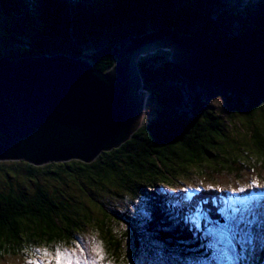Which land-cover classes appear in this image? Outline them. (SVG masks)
Segmentation results:
<instances>
[{
    "label": "trees",
    "instance_id": "obj_1",
    "mask_svg": "<svg viewBox=\"0 0 264 264\" xmlns=\"http://www.w3.org/2000/svg\"><path fill=\"white\" fill-rule=\"evenodd\" d=\"M0 6V57L13 61L61 56L108 73L116 66L113 53L119 44L162 30L213 46L264 44V0H0ZM155 57L141 58L139 69L157 117L143 123L120 149L103 153L92 164L72 161L38 168L0 162L6 178V188L0 189V258L18 257L32 247L80 242L76 231L82 233L96 221L95 209L77 195L76 189L84 194L81 187L90 203L101 193L142 196V228L154 240L150 247L139 241L141 250L134 252L144 263L164 264L157 253L158 247L167 251L163 246L180 256L181 261H170L175 264L206 263L215 256L211 229L219 228V218L209 208L202 213L201 206L194 218L195 197L202 193L189 192L193 199L184 201L178 191L186 186L226 190L244 184L243 175L257 168L264 172V96L216 86L197 71L174 64L170 56L155 67ZM207 86L224 94L225 115L197 94ZM207 174L222 180H206ZM20 176L26 184L18 182ZM198 176L208 187L192 183ZM222 183L227 186L215 185ZM160 185L172 192H159ZM202 198L208 205L210 199ZM101 224L110 230L106 221ZM193 236L197 244L191 245ZM106 237L112 244L108 253L117 259L122 255L119 243Z\"/></svg>",
    "mask_w": 264,
    "mask_h": 264
},
{
    "label": "water",
    "instance_id": "obj_2",
    "mask_svg": "<svg viewBox=\"0 0 264 264\" xmlns=\"http://www.w3.org/2000/svg\"><path fill=\"white\" fill-rule=\"evenodd\" d=\"M152 44H170L174 64L216 86L264 96V44L213 46L164 30L119 44L112 73L75 58L0 57V162L92 164L120 149L142 126L136 56Z\"/></svg>",
    "mask_w": 264,
    "mask_h": 264
},
{
    "label": "rangeland",
    "instance_id": "obj_3",
    "mask_svg": "<svg viewBox=\"0 0 264 264\" xmlns=\"http://www.w3.org/2000/svg\"><path fill=\"white\" fill-rule=\"evenodd\" d=\"M140 39H143V37ZM160 48L161 49H159L158 52H152L150 50L147 54L143 55H148L147 57L156 56L155 58L159 64L151 63L155 67L163 64V58L167 61L170 56L169 60H171V48ZM167 50L170 55L162 52H167ZM197 94L201 96L204 103H208L211 107L215 108L216 112L221 115L226 114L224 94L220 90H217L212 86H207L204 89H198ZM138 96L142 103V114L145 117L144 119L142 118L143 123L154 120L157 117V107L154 100H152L151 95L142 92ZM147 98L148 102L146 101ZM233 130H235V128ZM249 161L255 163L254 160ZM210 175L211 174H207L206 180L208 178V180L213 178H218L219 181L222 180L219 177H215L216 175ZM243 177L245 178L244 184L236 185L237 187L232 186L233 188H225L226 190L204 191L197 197H208L215 203L208 200V205H205L203 201L206 199H198L199 203H197L192 209V215L194 218L198 213L199 206H201L202 213L205 208H209L211 214L214 213L219 218L216 222L219 228L217 229V227H213L211 229L212 237H215V256L213 253L212 259H209L206 263L202 262L200 264H264V172L262 169L257 168L256 170L243 175ZM198 178H200V180L192 183L198 185L204 184L205 180L200 176H198L197 179ZM5 179V176L0 174V189L6 188ZM254 180L256 181L255 184H253ZM18 182L26 184V180L22 176L18 178ZM204 185H206L205 187H208L207 184ZM215 185L217 187L227 186L226 183ZM249 185L252 186L249 187ZM186 187L188 188H183V190L178 191V193L184 195L182 198L184 201H188L189 198H192V195L188 194L189 192L193 193V196L197 195L198 192H202L190 189L193 186ZM76 190L77 195H81V197L83 196V199H85L83 200L84 203L92 206L97 213H94L93 218H95L96 221L91 224L90 228H87V230H84L82 233L76 231L75 235L79 238L80 242H76V245L69 242L67 244L61 243L51 247H32L28 250H24L18 257L10 255L9 257H5V259L0 258V264H143L145 261L143 260L144 258L141 256V260L138 258L139 255L137 256L134 253L140 252L141 250H139L138 243L139 241H142L147 244V247H150L151 241L154 240L151 235L147 233L144 234L142 228L146 223V218L143 215V207L140 201L142 196L140 197L139 194L134 196L127 191L124 193L121 192V196L101 193L97 194L98 200L95 199L90 203V200L86 196L87 193L84 192L85 189L81 187L84 194L80 193L78 189ZM157 190L165 194L172 192L163 185H160V188ZM113 192L116 191L114 190ZM223 195L227 198H217ZM125 213L131 217V224L128 222L129 217L124 215ZM138 218L139 225L135 224V221H138ZM196 219L199 220V218ZM103 220L110 225V230H106V226L103 227L101 224ZM101 228L104 230H101ZM183 232L186 233L185 231ZM106 236H109L110 239L115 238L112 240L114 245L119 243L118 246H120L119 249H121L122 255H117V259L114 258L115 254L109 255L111 254L110 251L108 253V250H111L109 247L112 244L106 242ZM193 237L194 239L191 240V245L192 243L193 245L197 244V242H195L197 239L196 236ZM115 246H112V248L114 249ZM163 247L168 251L166 246ZM167 251L165 253L159 252V247L157 248V253L162 256L164 264H175L170 263L173 259L181 261L179 258L180 256L177 257L174 254L171 255V253ZM132 257L135 259H132ZM148 259L149 258L146 260ZM245 259L248 260V263H245ZM144 264L150 263L146 262Z\"/></svg>",
    "mask_w": 264,
    "mask_h": 264
},
{
    "label": "clouds",
    "instance_id": "obj_4",
    "mask_svg": "<svg viewBox=\"0 0 264 264\" xmlns=\"http://www.w3.org/2000/svg\"><path fill=\"white\" fill-rule=\"evenodd\" d=\"M162 31H164V30H162ZM167 31H169V30H167ZM160 32H161V31H160ZM170 32H172V31H170ZM157 34H158V33H157ZM150 35H155V34H150ZM146 36H148V35H146ZM183 37L192 38V37H190V36H183ZM143 38H144V37H143ZM131 39H133V40H140V39H134V38H131ZM193 39H194V38H193ZM129 40H130V39H129ZM165 45H166V44H165ZM167 45L169 46L170 44H167ZM160 47H161V46H158L157 48L161 49ZM169 47H170V46H169ZM170 50H171V49H170ZM158 51H159V50H158ZM158 51H156V52H158ZM167 51H168V50H167ZM171 51H172V50H171ZM168 52H169V51H168ZM172 54H173V51H172ZM147 56H148V55H147ZM147 56H141L140 59H141V58H144V57H147ZM50 57H51V56H50ZM171 57H172V55H171ZM75 59H76V58H75ZM77 60H80V59H77ZM80 61H84V60H80ZM84 62H86V61H84ZM87 63L89 64V62H87ZM139 63H140V61H139ZM90 66H92V65H90ZM92 67H93V66H92ZM115 67H116V66H115ZM113 70H114V68H113L110 72H108V73H112ZM142 85H143V80H142ZM142 89H143V88H142ZM142 92L149 93L148 91H146V90H144V89L141 91V93H142ZM149 94H150V93H149ZM149 97H150V96H149ZM146 101L148 102V98H147ZM142 118H143V119L145 118L143 114H142ZM142 126H143V120H142ZM142 126H141V127H142ZM141 127H140V128H141ZM21 162H23V161H21ZM25 163H26V162H25ZM49 165H50V164H49ZM32 166H33V165H32ZM38 168H39V167H38ZM198 193H203V192H198ZM194 196H196V195H194ZM183 197H184V196H183ZM188 198H189V197H188ZM195 198L198 200V199H201L202 197H201V198H197V197H195ZM189 199H190V198H189ZM191 199H193V197H192ZM209 199H210V198H209ZM210 201L213 202L211 199H210ZM207 220H208V219H207Z\"/></svg>",
    "mask_w": 264,
    "mask_h": 264
},
{
    "label": "bare ground",
    "instance_id": "obj_5",
    "mask_svg": "<svg viewBox=\"0 0 264 264\" xmlns=\"http://www.w3.org/2000/svg\"><path fill=\"white\" fill-rule=\"evenodd\" d=\"M159 46H161V47H163V48H165V47H169L168 45H159ZM158 46H156V44L155 45H150L149 47H147V48H145L143 51H141V52H139L138 54H137V56H136V58H140L141 56H143V55H145V54H147L148 53V51H152V52H155V51H158L159 50V48H157ZM226 197V196H225ZM217 198H219V197H217ZM216 198V199H217ZM224 198V197H223ZM227 198V197H226Z\"/></svg>",
    "mask_w": 264,
    "mask_h": 264
},
{
    "label": "snow or ice",
    "instance_id": "obj_6",
    "mask_svg": "<svg viewBox=\"0 0 264 264\" xmlns=\"http://www.w3.org/2000/svg\"><path fill=\"white\" fill-rule=\"evenodd\" d=\"M255 183H256V181L254 180V181H253V184H255ZM251 186H252V185H249V187H251ZM94 239H95V238H94Z\"/></svg>",
    "mask_w": 264,
    "mask_h": 264
}]
</instances>
